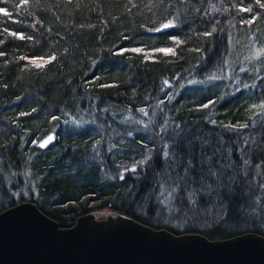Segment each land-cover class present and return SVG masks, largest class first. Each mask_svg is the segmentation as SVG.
Masks as SVG:
<instances>
[{"label": "trees", "instance_id": "1", "mask_svg": "<svg viewBox=\"0 0 264 264\" xmlns=\"http://www.w3.org/2000/svg\"><path fill=\"white\" fill-rule=\"evenodd\" d=\"M165 186L175 234L264 235V0H0V211L164 228Z\"/></svg>", "mask_w": 264, "mask_h": 264}, {"label": "water", "instance_id": "2", "mask_svg": "<svg viewBox=\"0 0 264 264\" xmlns=\"http://www.w3.org/2000/svg\"><path fill=\"white\" fill-rule=\"evenodd\" d=\"M53 139L50 133L37 145L44 148ZM0 264H264V235L175 234L99 209L62 227L33 202L22 201L0 211Z\"/></svg>", "mask_w": 264, "mask_h": 264}, {"label": "rangeland", "instance_id": "3", "mask_svg": "<svg viewBox=\"0 0 264 264\" xmlns=\"http://www.w3.org/2000/svg\"><path fill=\"white\" fill-rule=\"evenodd\" d=\"M36 62H42L44 60L42 59H34ZM142 164V161H140ZM137 165L131 166L130 168L125 169L121 174H128L130 176H135V172L137 170ZM172 194L173 190L171 187L165 186L160 189L159 194L157 195V202L160 204L163 208V211L160 210V207L157 204L156 209L154 210V213H151L152 220L155 221L156 224L161 223L164 228H173L175 230H178L180 232H183L184 230L189 228V224L185 220H176L171 218V213L169 210H171V201H172ZM144 199V198H143ZM147 200V197H145ZM144 199V200H145ZM141 210H145V206L142 205ZM156 211V212H155Z\"/></svg>", "mask_w": 264, "mask_h": 264}, {"label": "snow or ice", "instance_id": "4", "mask_svg": "<svg viewBox=\"0 0 264 264\" xmlns=\"http://www.w3.org/2000/svg\"><path fill=\"white\" fill-rule=\"evenodd\" d=\"M168 51H171V49H169ZM51 139V138H50ZM43 146V145H42Z\"/></svg>", "mask_w": 264, "mask_h": 264}]
</instances>
